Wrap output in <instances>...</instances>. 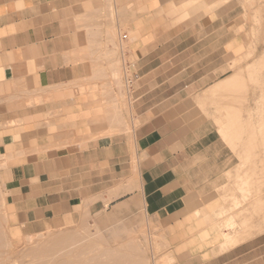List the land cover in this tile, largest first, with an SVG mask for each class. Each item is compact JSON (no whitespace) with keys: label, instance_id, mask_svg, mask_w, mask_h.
I'll return each instance as SVG.
<instances>
[{"label":"crops","instance_id":"1","mask_svg":"<svg viewBox=\"0 0 264 264\" xmlns=\"http://www.w3.org/2000/svg\"><path fill=\"white\" fill-rule=\"evenodd\" d=\"M120 1L113 17L107 0H0L9 232L141 213L164 232L177 264L237 259L217 254L211 229L189 232V216L216 203L214 188L233 160L197 102L235 79L228 66L244 48L237 7Z\"/></svg>","mask_w":264,"mask_h":264},{"label":"rangeland","instance_id":"2","mask_svg":"<svg viewBox=\"0 0 264 264\" xmlns=\"http://www.w3.org/2000/svg\"><path fill=\"white\" fill-rule=\"evenodd\" d=\"M226 2L236 5L242 21L243 54L228 66L227 78L235 79L211 90L197 104L233 160L214 188L216 203L189 216L194 224L189 232L196 235L211 229L220 241L217 254L239 256L225 264H264V0H217V4ZM192 5L208 8L203 1L187 4ZM107 8L114 17L123 11V4L107 0ZM120 35L116 31L117 44ZM115 63L122 66V59L117 57ZM119 76L123 77L122 68ZM121 88L127 91L124 83ZM223 231L244 239L237 245L223 244ZM0 264L177 263L164 232L141 213L115 222L100 217L69 228L14 236L8 229L0 183Z\"/></svg>","mask_w":264,"mask_h":264},{"label":"bare ground","instance_id":"3","mask_svg":"<svg viewBox=\"0 0 264 264\" xmlns=\"http://www.w3.org/2000/svg\"><path fill=\"white\" fill-rule=\"evenodd\" d=\"M228 83H230V81L228 82ZM227 86V85H226ZM225 86V87H226ZM224 87V86H223ZM227 188V187H226ZM228 192V191H227ZM227 195V194H226ZM261 221H263V220H261ZM257 222V221H256ZM239 231V230H238ZM241 235H243V233L241 234ZM244 239V237H242V236H237V235H229L228 233L226 234V242L227 243H229L230 245H232V244H235V243H237V242H239V241H241V240H243Z\"/></svg>","mask_w":264,"mask_h":264}]
</instances>
